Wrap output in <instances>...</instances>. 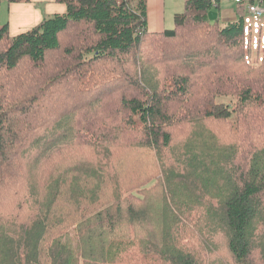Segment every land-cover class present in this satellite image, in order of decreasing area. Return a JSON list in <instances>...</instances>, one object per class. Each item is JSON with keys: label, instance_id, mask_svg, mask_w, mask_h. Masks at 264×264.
Wrapping results in <instances>:
<instances>
[{"label": "trees", "instance_id": "trees-1", "mask_svg": "<svg viewBox=\"0 0 264 264\" xmlns=\"http://www.w3.org/2000/svg\"><path fill=\"white\" fill-rule=\"evenodd\" d=\"M57 1L66 13L28 32L11 37L0 24V70L26 61L36 69L82 26L77 37L87 50L71 81H89L95 64H111L120 79L108 88L125 89L96 108L97 131L69 113L50 138L31 123L15 130L36 114V100L7 107L0 95V198L9 199L0 208V264H202L201 246L236 264H255L260 249L264 261V45L255 50L246 36V0L236 2L238 20L224 24L209 18L220 0H187L175 28L162 32L149 29L148 0ZM196 95L206 103L203 117L194 113ZM229 96L232 107L217 100ZM210 119L232 124L230 143L205 126ZM183 126L192 130L176 145L173 129ZM120 135L126 141L117 145ZM138 149V164L155 162L149 176L156 172L158 184L128 203L105 177ZM214 232L226 251L209 246Z\"/></svg>", "mask_w": 264, "mask_h": 264}, {"label": "rangeland", "instance_id": "rangeland-1", "mask_svg": "<svg viewBox=\"0 0 264 264\" xmlns=\"http://www.w3.org/2000/svg\"><path fill=\"white\" fill-rule=\"evenodd\" d=\"M249 5V0H246L245 11L243 10V15H245L246 36L249 37L252 48L256 50L258 46L262 48L264 45V16L259 19L251 14L249 11ZM184 7L177 12H183ZM237 8L238 5H236L235 0H220V10L218 11V14L221 16V23L224 24L226 15L229 14L232 9L237 11ZM174 28L175 15L168 16L166 30H172ZM79 31L84 32V27L80 26L72 30L70 34H65L62 41L63 49L59 52L50 53L47 57L48 60L46 63L36 66V69H34V65L26 61L20 66L19 70L15 72H8L5 69L0 70V95L7 107L10 105H17L20 107L21 103L36 100L35 103L34 101H30L37 105L38 111L36 114L33 117H23L26 121L19 120L18 117H16V119L21 122V126L18 127L19 125H16L15 130L19 131L26 124L31 123L33 124V127L36 126V128L43 126L38 132L45 134L50 138L57 123L60 122L66 114L72 113L76 119L78 118L79 126L84 125V128L88 130L97 131L96 123L101 117L100 119H96L98 116V113L95 112L96 108L98 107L101 109L102 104L107 103L104 101L110 97L108 96L110 92H112L113 101L118 99L119 95H123V90L125 89L124 85H119V88L116 90L108 88L111 85L112 80H114L112 82L113 84L116 80L120 79L119 73L116 75L111 73L116 72L115 69L118 67L117 65L95 64L96 67L93 68L95 76L89 81H71L72 69L70 70V68H75L80 65L84 60L83 51L87 50L86 46L84 47V41L77 37ZM151 42L153 44H149V46H152L153 49L155 40H151ZM66 49L74 51L73 56L69 57L65 53ZM152 49L146 50L145 48L140 54L144 55L145 68H149L151 65L148 52ZM259 53V57L256 55L253 56L258 60L255 62L261 63L262 59L260 58L262 52L260 51ZM135 55H138V52H136ZM137 64L138 66L134 67L136 69L141 66V64ZM128 69L131 74L135 75V69L129 67ZM137 71L139 72L138 69ZM239 74L247 76V71H241ZM34 77L35 79H33ZM217 100L218 102H225L231 107L236 104V100L231 96L221 98V100L218 98ZM193 101L197 106L194 109V113H198L199 117H203L206 103L202 102V98L199 95H196ZM110 104L111 102L108 103V105ZM116 108L117 107L114 106V109ZM205 126L212 130L220 140L225 139L228 140L229 143L232 141L233 135L231 129L233 127L232 124L230 125V122L210 119L205 122ZM249 128H251V126ZM191 130V126H183L182 128L179 127L178 129H173L176 145L182 142ZM251 135L252 137H256L254 132L251 133ZM127 137H135V135L127 134ZM54 138H56V136ZM125 141V135H120L117 145L123 144ZM117 145L114 146V148L118 147ZM128 152L132 153L133 159L128 161L125 158L121 165H116V168L113 167L114 171H112L111 175L105 177V186L125 197L124 201L129 203L133 202V199L135 198L134 196L136 195L145 196V193H147L149 189L158 184V180L155 178L156 172H153V175L149 176L151 167L155 162L148 163L143 161L140 164L137 162V159L140 156H143L142 153L145 151L138 149L134 152ZM128 152L127 156H131ZM122 153L124 154V152ZM149 154L150 156L152 155L151 153ZM152 195L155 199H159L162 192L159 190ZM8 200L7 194H4L0 198V208L4 211H6ZM108 200L111 201L109 194ZM33 203V199L29 197L25 203V210L27 212L33 211ZM224 240L225 237L223 234L214 232L211 235L208 244L210 243L209 246L212 248L216 243L220 246V250L226 251ZM199 256L202 260V264H236L231 261L230 256H225L222 252L219 254V249H216L211 253V250L209 252L205 246H201V248H199ZM262 256L263 253L261 250L256 249L253 254L254 260L252 261H255V264H264Z\"/></svg>", "mask_w": 264, "mask_h": 264}, {"label": "crops", "instance_id": "crops-1", "mask_svg": "<svg viewBox=\"0 0 264 264\" xmlns=\"http://www.w3.org/2000/svg\"><path fill=\"white\" fill-rule=\"evenodd\" d=\"M185 1L187 0H148L150 31L166 30L168 16L179 13L177 11L184 7ZM66 11V6L57 0H31L27 3L14 4L3 2L0 7V24L8 25L10 36L15 37L39 26L46 18L64 14ZM219 18H221L220 14ZM238 18L239 13L232 9L226 15L225 23L234 22Z\"/></svg>", "mask_w": 264, "mask_h": 264}, {"label": "built area", "instance_id": "built-area-1", "mask_svg": "<svg viewBox=\"0 0 264 264\" xmlns=\"http://www.w3.org/2000/svg\"><path fill=\"white\" fill-rule=\"evenodd\" d=\"M235 1L240 2V0H235ZM249 11L251 14L261 19L264 16V0H258L256 1V3L250 4Z\"/></svg>", "mask_w": 264, "mask_h": 264}, {"label": "water", "instance_id": "water-1", "mask_svg": "<svg viewBox=\"0 0 264 264\" xmlns=\"http://www.w3.org/2000/svg\"><path fill=\"white\" fill-rule=\"evenodd\" d=\"M209 18H210L211 21H216L219 18L218 12L211 11L209 13Z\"/></svg>", "mask_w": 264, "mask_h": 264}]
</instances>
